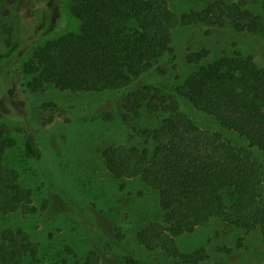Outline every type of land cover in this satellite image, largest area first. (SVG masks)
<instances>
[{
	"label": "trees",
	"instance_id": "obj_1",
	"mask_svg": "<svg viewBox=\"0 0 264 264\" xmlns=\"http://www.w3.org/2000/svg\"><path fill=\"white\" fill-rule=\"evenodd\" d=\"M252 1L215 0L178 15L169 0H71L80 31L45 42L24 65L33 90L52 85L73 93L120 92L127 115L154 120L142 131L143 147L110 145L102 152L114 178L140 179L157 194L162 222L145 226L137 238L149 250L180 257L177 263L205 259L201 251L181 254L176 238L215 218L230 228L264 227V163L250 150L261 152L264 160V65L240 50L213 61H207L210 50L205 47L189 50L185 60L193 70L171 95L153 84L155 65L174 53V31L182 25L229 26L260 36L264 44V17L251 9ZM180 100L244 137L249 148L200 127ZM8 133L0 125V214H33L32 190L21 184L17 169L6 165V153L15 143ZM25 149L30 157L40 155L32 135ZM228 189L235 192L231 204L223 193ZM39 253L27 231L1 232V264H27ZM56 264L72 263L63 259ZM81 264H100L98 254L88 252Z\"/></svg>",
	"mask_w": 264,
	"mask_h": 264
},
{
	"label": "rangeland",
	"instance_id": "obj_2",
	"mask_svg": "<svg viewBox=\"0 0 264 264\" xmlns=\"http://www.w3.org/2000/svg\"><path fill=\"white\" fill-rule=\"evenodd\" d=\"M213 1L169 3L181 15ZM251 9L264 17V0H253ZM80 25L71 13V0H0V125H6L15 140L6 153V165L19 171L21 184L32 190L37 206L33 214H0V242L6 228L27 231L40 248L37 260L27 264H56L63 259L81 264L90 251L98 254L100 264H183L176 262L182 261L180 257L170 259L139 243L140 230L162 222L159 198L140 179L114 178L103 158L102 151L110 145H146L142 131L154 120L127 115L120 92L73 93L52 85L38 90L29 86L33 77L24 65L34 50L51 39L78 33ZM173 47L174 53L155 65L158 75L153 81L168 95L193 70L185 60L189 50L209 49L207 61L240 50L264 65L261 37L229 26H179ZM180 101L200 127L249 148L244 137ZM29 135L36 140L38 157L26 153ZM250 150L263 164L262 153ZM223 193L231 204L235 192ZM176 242L183 255L203 252L200 264H264V227L230 228L215 218L178 236Z\"/></svg>",
	"mask_w": 264,
	"mask_h": 264
}]
</instances>
